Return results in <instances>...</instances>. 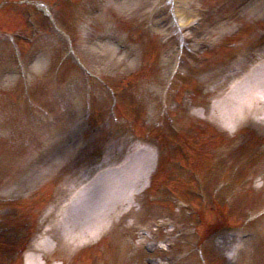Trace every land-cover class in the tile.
<instances>
[{"label":"rangeland","instance_id":"rangeland-1","mask_svg":"<svg viewBox=\"0 0 264 264\" xmlns=\"http://www.w3.org/2000/svg\"><path fill=\"white\" fill-rule=\"evenodd\" d=\"M0 10V31L28 40L0 37V264H26L57 211L149 158L146 189L95 242L41 264H264V123L229 133L207 117L231 66L247 60L237 79L263 60L264 0Z\"/></svg>","mask_w":264,"mask_h":264},{"label":"bare ground","instance_id":"bare-ground-1","mask_svg":"<svg viewBox=\"0 0 264 264\" xmlns=\"http://www.w3.org/2000/svg\"><path fill=\"white\" fill-rule=\"evenodd\" d=\"M261 57L263 60L241 78L236 79V75L244 72L247 62L238 60L236 66H231L228 76L234 80L231 90L215 97L207 113L208 120L219 124L229 133H234L242 126L264 123V50L261 51ZM150 166L149 158L128 165L126 170L119 173L111 172V175L97 179L90 185L89 193L80 195L66 208L57 211L56 221L44 231L41 240L32 246L26 264H41L42 260H48L51 253L62 247L70 252L85 243L95 242L104 233V222L110 223L116 219L121 201H129L132 192L146 187ZM48 217L51 219L52 214Z\"/></svg>","mask_w":264,"mask_h":264},{"label":"clouds","instance_id":"clouds-1","mask_svg":"<svg viewBox=\"0 0 264 264\" xmlns=\"http://www.w3.org/2000/svg\"><path fill=\"white\" fill-rule=\"evenodd\" d=\"M236 256H237V252H236V251H233V252H230V253H229L228 258H229L230 260H235Z\"/></svg>","mask_w":264,"mask_h":264}]
</instances>
